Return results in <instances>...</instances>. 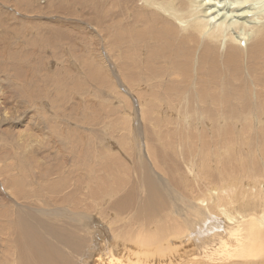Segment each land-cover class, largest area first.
I'll return each instance as SVG.
<instances>
[{"label": "rangeland", "instance_id": "obj_1", "mask_svg": "<svg viewBox=\"0 0 264 264\" xmlns=\"http://www.w3.org/2000/svg\"><path fill=\"white\" fill-rule=\"evenodd\" d=\"M133 1L0 0V264H95L101 227L106 253L158 264L131 242L154 214L185 209L209 185L239 194L264 177V95L199 99L156 62L146 82L138 64L152 44L117 32L142 7ZM153 184L168 198L149 195ZM231 261L213 264H264Z\"/></svg>", "mask_w": 264, "mask_h": 264}, {"label": "bare ground", "instance_id": "obj_2", "mask_svg": "<svg viewBox=\"0 0 264 264\" xmlns=\"http://www.w3.org/2000/svg\"><path fill=\"white\" fill-rule=\"evenodd\" d=\"M135 1L142 7L135 10L133 22L127 28L119 19L117 32L119 37L126 35L130 44L135 37L144 40L140 41L142 44H152L146 49V62L139 60L138 64L140 68L142 64L147 67L143 73L146 82L155 80V77L150 78L153 65L163 64L165 68L162 76L169 79L171 86L184 80L188 83V92L194 88L199 90L200 95L196 97L199 99L210 96L217 103L226 105L232 104L236 98L252 99L264 95V7L255 9L257 12L254 13L253 9H247L248 4L252 3L250 0ZM137 23L140 29L134 33L133 27ZM232 29L237 30L238 35L230 33ZM137 59L130 54L125 62L134 63ZM121 71L130 76L128 79L141 80L140 75L131 69L125 71L121 68ZM224 95L227 103L217 100ZM239 104L240 101H237L236 105ZM224 105L210 106L225 114ZM262 178H253V182L250 180L253 185L241 189L239 194L234 187L223 186L218 189L216 184V187L206 186L204 193L194 195L185 209L178 210L176 205L175 211L158 219L154 214L156 220L152 226L149 224L146 230H142L141 226L131 242L141 244L144 248L150 245L147 251H155L157 260H163L158 264H213L221 260H232L231 263H234L235 260L247 259L264 261ZM163 191L153 184L148 194L154 193L152 196L157 195L158 198L159 194L163 196ZM166 197L168 195L165 194L163 198ZM172 203L171 206H174ZM223 219L228 227L221 225ZM209 228H213L212 232L206 236ZM146 235L149 239L142 244L141 240ZM205 237L204 243L195 242L196 238L203 240ZM96 238L98 252L95 264H150L148 253L140 256L141 253H138L136 258L125 257L124 254L119 258L106 253L112 241L105 227L100 228Z\"/></svg>", "mask_w": 264, "mask_h": 264}]
</instances>
